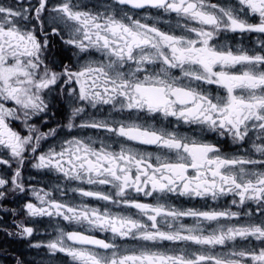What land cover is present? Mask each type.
I'll return each mask as SVG.
<instances>
[{"label":"snow or ice","instance_id":"1","mask_svg":"<svg viewBox=\"0 0 264 264\" xmlns=\"http://www.w3.org/2000/svg\"><path fill=\"white\" fill-rule=\"evenodd\" d=\"M0 234V264H264V0H0Z\"/></svg>","mask_w":264,"mask_h":264},{"label":"flooded vegetation","instance_id":"2","mask_svg":"<svg viewBox=\"0 0 264 264\" xmlns=\"http://www.w3.org/2000/svg\"><path fill=\"white\" fill-rule=\"evenodd\" d=\"M90 203H94L93 201H90ZM178 204H181V201H177ZM182 206L184 207H202V205L198 202H183ZM186 222H190V221H186ZM98 236H100L101 234H97ZM102 238V237H101ZM3 238H2V234H0V243H3ZM13 247H15L17 250H20V244H14Z\"/></svg>","mask_w":264,"mask_h":264}]
</instances>
